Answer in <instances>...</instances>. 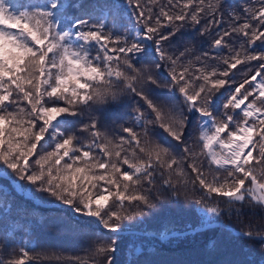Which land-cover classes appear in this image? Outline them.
Returning <instances> with one entry per match:
<instances>
[{
  "label": "snow or ice",
  "instance_id": "obj_1",
  "mask_svg": "<svg viewBox=\"0 0 264 264\" xmlns=\"http://www.w3.org/2000/svg\"><path fill=\"white\" fill-rule=\"evenodd\" d=\"M253 251L264 0H0V264Z\"/></svg>",
  "mask_w": 264,
  "mask_h": 264
},
{
  "label": "trees",
  "instance_id": "obj_2",
  "mask_svg": "<svg viewBox=\"0 0 264 264\" xmlns=\"http://www.w3.org/2000/svg\"><path fill=\"white\" fill-rule=\"evenodd\" d=\"M234 226L239 227V225H234ZM172 247L175 248L176 246L173 245ZM188 255L189 253L184 252L183 250H176V251L164 250L161 252V256L165 259H179V258L187 257ZM191 255H192V258H196L195 254H191ZM249 259L254 260L256 264H261L259 256L255 251H253V253L249 256Z\"/></svg>",
  "mask_w": 264,
  "mask_h": 264
}]
</instances>
